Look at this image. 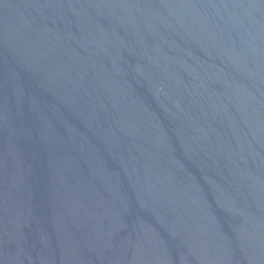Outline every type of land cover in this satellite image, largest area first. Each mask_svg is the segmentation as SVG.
<instances>
[{
	"label": "water",
	"instance_id": "obj_1",
	"mask_svg": "<svg viewBox=\"0 0 264 264\" xmlns=\"http://www.w3.org/2000/svg\"><path fill=\"white\" fill-rule=\"evenodd\" d=\"M0 264H264V0H0Z\"/></svg>",
	"mask_w": 264,
	"mask_h": 264
}]
</instances>
